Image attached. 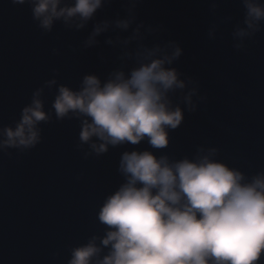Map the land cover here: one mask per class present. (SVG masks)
I'll return each instance as SVG.
<instances>
[{
	"label": "water",
	"instance_id": "water-1",
	"mask_svg": "<svg viewBox=\"0 0 264 264\" xmlns=\"http://www.w3.org/2000/svg\"><path fill=\"white\" fill-rule=\"evenodd\" d=\"M122 2L113 0L98 18L122 12ZM211 2L143 0L140 19L163 23V38L183 48L175 66L198 81L197 107L185 111L181 125L169 130L165 149H153L144 140L109 146L96 155L79 139L81 119L58 120L52 102L61 84L76 90L87 74L106 78L119 66L113 49L103 36L99 45L83 47L91 25L76 32L58 23L44 35L27 4L0 0V140L4 128H15L38 89H43L40 99L50 115L37 125L41 140L35 147L0 149V264H69L72 250L93 237L102 251L92 264L102 260L109 248L101 244L107 226L98 213L125 182L119 171L125 151L151 150L177 160L215 148L216 159L248 180L264 171V39L257 34L246 50L237 52L231 31L241 18L220 0L213 13ZM227 16L232 20L222 23ZM52 79L57 83L48 87Z\"/></svg>",
	"mask_w": 264,
	"mask_h": 264
},
{
	"label": "clouds",
	"instance_id": "clouds-1",
	"mask_svg": "<svg viewBox=\"0 0 264 264\" xmlns=\"http://www.w3.org/2000/svg\"><path fill=\"white\" fill-rule=\"evenodd\" d=\"M29 6L42 34L59 23L80 32L91 25L84 48L110 46L119 66L102 79L83 77L78 89L63 84L52 102L58 120L81 119L79 139L96 155L109 146L146 140L153 149L169 145L185 111L194 112L199 83L175 66L183 54L179 42L163 38V23L140 19L143 0H123L122 12L98 18L113 0H11ZM242 19L232 26V47L244 51L264 32V0H240ZM219 7L212 0L213 13ZM232 20L224 18L222 23ZM213 29L218 25L213 22ZM209 37L215 39L212 31ZM57 51V50H53ZM184 76L185 78H181ZM55 79L46 82L55 85ZM38 89L15 128L3 130L0 149L32 148L41 140L37 125L47 122ZM204 99V97H199ZM183 105V107L181 106ZM95 138V139H93ZM217 149L195 158L170 160L151 150L123 152L119 171L125 177L98 213L107 226L101 244L108 254L97 264H260L264 254V171L251 180L216 159ZM97 237L72 250L69 264H92L101 247Z\"/></svg>",
	"mask_w": 264,
	"mask_h": 264
}]
</instances>
